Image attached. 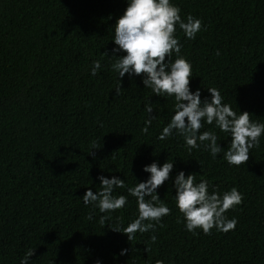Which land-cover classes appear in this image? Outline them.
Returning a JSON list of instances; mask_svg holds the SVG:
<instances>
[{"label": "trees", "instance_id": "1", "mask_svg": "<svg viewBox=\"0 0 264 264\" xmlns=\"http://www.w3.org/2000/svg\"><path fill=\"white\" fill-rule=\"evenodd\" d=\"M171 2L181 19L202 21L193 40L178 26L175 33L192 65L190 89L199 88L201 100L218 89L237 114L264 123V0ZM125 7L126 0H0V264H19L32 248L29 264H264V135L240 166L229 165L223 151L213 158L203 145L189 152L175 132L157 139L174 98L153 94L140 76L119 81L111 68L117 57L103 55ZM95 60L102 67L92 76ZM148 103L155 119L144 133ZM206 130L226 151L231 138L214 124L200 132ZM172 159L169 180L157 189L170 213L155 231L128 241L112 229L123 231L138 216L127 188L147 179L144 165ZM180 170L207 180L210 192L242 193L241 204L225 213L237 220L234 230L185 229L172 186ZM100 175L124 180L126 187L113 191L127 197L122 209L100 213L83 204L86 188L100 190Z\"/></svg>", "mask_w": 264, "mask_h": 264}, {"label": "clouds", "instance_id": "2", "mask_svg": "<svg viewBox=\"0 0 264 264\" xmlns=\"http://www.w3.org/2000/svg\"><path fill=\"white\" fill-rule=\"evenodd\" d=\"M180 11L171 0H126L123 13L114 23V37L111 39L114 46L103 52V55L117 57L111 68L119 81L125 74L130 78L140 76L144 88H150L153 94L174 98V114L157 139L166 140L175 132L184 138L189 152L203 145L213 158L223 151L224 159L229 165L245 164L249 159V151L259 146L260 137L264 135V123L252 121V114L247 111H239L237 114L231 105L223 103L224 97L218 89L208 88L210 96L203 100L199 88L190 89L192 65L180 55L182 45L175 33L178 26L187 39L193 40L202 30V21L192 15L181 19ZM121 52L124 54L117 55ZM173 53L177 56L174 60ZM101 67L100 60L93 61L90 75L96 76ZM121 90L119 83L114 88V94L120 95ZM145 112L147 116L141 131L147 133L155 119L151 103L145 107ZM204 124H214L220 132L231 138L226 151L218 144L215 132H200ZM89 154L94 155L90 151ZM173 167V159L160 165L153 161L143 166L142 170L149 174L147 179L127 188V192L136 198L138 216L123 231L112 229L126 234L128 241L133 240L137 232L155 231L161 218L170 213L169 207L161 203L157 189L169 180ZM97 179L100 190L94 192L91 188H86L82 195L83 204L94 205L100 213L122 209L127 203V197L113 195V191L116 188H125L124 180L117 176L108 178L104 175ZM172 186L175 189L176 206L183 216L184 227L188 232L195 234L200 229L204 234H209L213 228L222 232L234 230L237 220L228 219L225 213L229 209H235L243 200L242 193L236 188L220 194L212 186L210 192L207 180L196 182L193 173L186 175L183 170L176 172ZM107 218L102 215L101 224ZM88 219L91 220L92 215ZM151 239L155 241L156 236L153 235ZM34 249H29L21 257L19 264H29ZM127 252L128 249H121L120 255ZM95 264H101V261L97 260Z\"/></svg>", "mask_w": 264, "mask_h": 264}]
</instances>
